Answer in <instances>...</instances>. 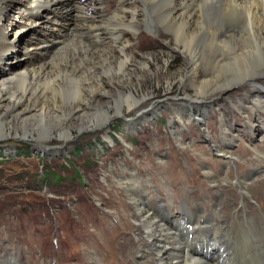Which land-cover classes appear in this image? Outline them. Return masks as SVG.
Masks as SVG:
<instances>
[{"label": "bare ground", "instance_id": "bare-ground-1", "mask_svg": "<svg viewBox=\"0 0 264 264\" xmlns=\"http://www.w3.org/2000/svg\"><path fill=\"white\" fill-rule=\"evenodd\" d=\"M68 2H74L77 8L82 6L84 13L88 7L95 11L91 17L84 16L85 21H78L81 24L78 28L86 32L82 34L76 31L74 34L72 31L67 42L50 40V44L49 40H38V37L31 40L38 33L37 28L39 31L47 28L38 19V14L43 11L47 16L55 14L61 17V4H65L66 9L69 7ZM137 2H141L143 7L138 6ZM103 3L105 8H101ZM109 3L112 5V15L104 18L103 10ZM114 4L113 8L112 0H0V71L3 75H0V140L8 137L11 129L17 137H20L18 131H23L24 138L28 137V133L32 134V130L39 132L36 126L44 118L48 119L49 132L62 134V142H68L73 137L71 131L74 127H78L79 132L91 127L94 130L122 117L127 118L126 128L131 129L135 124L154 116L157 110L152 103V96L147 94L140 98L138 95L144 81L152 78L159 80L158 73L165 68L160 65L155 72L150 71L149 65L155 62V54L143 53L135 57L132 51L134 31L149 27L144 9L158 16L160 24L150 26L154 34L160 38L163 36L160 53L168 50L182 57V68L176 76L164 78V83L166 88H170L177 81L176 84L183 85L182 88L188 86L192 89L194 94L191 96L185 94V89L182 92L185 98L202 104V107L196 108L202 110L197 118L194 115L189 117L190 104H184L188 110L187 118H193L197 128L202 125L199 124L201 121L204 126L205 103L247 82L244 94L235 101L234 106L239 111L244 106L262 108L264 111V99L255 97L262 91L257 80L264 78V0H116ZM58 7L61 9L57 10ZM67 16L62 24L63 33L71 31ZM87 20H96L97 25H89ZM5 21L8 26L18 25L19 30L12 32L11 36L7 35L2 29ZM50 22L57 25L53 19ZM91 29L101 30L89 38L85 35ZM28 31L33 32L31 38L20 48L15 39L19 33L26 34ZM53 31L57 32L50 30L49 33ZM120 33L125 35L123 40ZM38 44H43L42 51L48 57L44 63L38 57L35 60V53L28 50L44 56L37 50ZM62 44L65 46L50 53L52 45ZM18 54L20 59L26 61V66L23 70L14 71L10 64L11 58L15 56L13 60H18ZM39 85H52L51 91L48 93L43 88H34ZM72 85H76L78 96L71 102L63 103L56 95ZM105 86L116 91L115 97L109 100L117 105L113 115L103 106L97 105L101 96L111 99L104 91ZM261 93L264 95V92ZM147 107L149 110L144 113ZM261 126L264 127V122ZM40 135L35 138L34 144L41 148L48 141V135ZM129 177L123 183L130 192L133 213L139 216L136 221L142 234L161 238L155 220L144 209V198L134 193V189L140 188V185L135 182L133 175ZM138 238L136 236L134 240ZM160 262L166 264L165 257ZM189 264L202 263L192 259Z\"/></svg>", "mask_w": 264, "mask_h": 264}, {"label": "rangeland", "instance_id": "rangeland-1", "mask_svg": "<svg viewBox=\"0 0 264 264\" xmlns=\"http://www.w3.org/2000/svg\"><path fill=\"white\" fill-rule=\"evenodd\" d=\"M115 1L112 0L113 8ZM68 4L69 7L66 9L65 4H61L62 9L58 7L57 10L61 9V17L50 14L49 19L47 13H45V16L43 11L40 13L38 19H40L43 26L52 24L50 22L52 19L57 25H47L50 28L41 29L40 31H44L43 33H40L37 28L36 30L39 32L38 40H49L50 44H52V41L50 42L49 38L67 42L72 31L74 34H76V31L82 34L86 32L78 28L81 25L78 24L80 23L78 21L80 19V21H85L84 16L91 17L95 15V12L90 9L91 7H88L87 12L84 13V10L81 9L82 6L77 8L74 2H68ZM137 4L143 7L141 2H137ZM52 6L53 3L50 4V7ZM106 7L103 10L104 15L103 13L102 15L108 18L112 15L111 3L107 4ZM101 8H105V3L101 5ZM144 11L149 20L147 23L149 30L147 27H143L139 29L140 31H134L132 44L135 50L133 48L132 51L135 57H139L143 53L155 54V62H151L149 65L150 71L155 72L157 66L160 65L165 68L164 71L158 73L159 80L154 78L145 80L138 95L140 98L142 95L147 94L152 96V103L155 110H157L154 116L139 122L137 125L135 124L131 129L126 128L125 121L127 118L122 117L116 118L102 128L94 130V127H91L92 129L88 128L79 132V128L74 127L71 131L73 137L68 142H62L60 138L62 134L49 132L46 123L48 119L44 118L36 126L39 132H33L34 130L31 129L32 134L28 133V137L24 138L22 137L23 131H18L20 137H17L11 129L7 134L9 136L0 140V236L7 237L8 240L5 243L11 245L14 249L13 256L11 255L8 260L12 259L17 264H66L68 259L75 256L73 253L85 248L86 240L83 242L84 236L85 238L88 235H91V237L95 235L94 238L105 236L109 238L107 240L104 237L109 242L114 237V231L118 230L116 222L120 223L123 220V231L129 230L133 224H136L137 216L131 212L130 192L123 183L125 178L126 181L128 180L130 170L141 169L145 172H151L154 175L151 182L154 181V177H164L168 192L162 191V193L167 196V194H170L168 180L174 176L173 170L168 167L169 165L180 164L184 166V170L188 173L191 167L187 159L190 158L196 168L211 173L209 166L200 165L198 162L204 158V151L200 150V146L189 144V138L193 137L198 140V145L207 147L208 143L199 138V136L203 137L202 132L205 133L204 130L208 134L207 138L216 142L217 136L222 137V134L229 137L236 136V134L239 136V133L245 127H248L246 122L248 125L254 126L251 136L262 132L264 128L261 126L264 122L262 108L252 109L249 106H246V108L244 106L239 111L234 106L235 101L244 94L243 90L248 82L245 83L246 85L241 84L230 88L218 99L205 103L203 108V114L205 113L204 126L203 121H201L199 124L202 125L197 128L193 118H187L188 110L189 117L194 115L197 118L202 110L196 108L202 107V104L185 98L182 89L183 91L185 89L186 95L191 96L194 93L188 86L182 88L183 85H177V81L170 88H166L164 78L170 75L176 76L177 71L182 68V57L168 50L160 53L163 36L160 38L157 34H154V30L150 26L155 23L160 24L158 16L150 10L144 9ZM82 12L84 15L81 14ZM66 16L70 20L71 31L63 33L62 24ZM74 16L75 18L77 16V20ZM150 18L155 20L153 21ZM86 23L97 25L96 20H87ZM2 29L7 35L11 36L19 30V26H8L7 21H5ZM50 30H57V32L48 33L47 31ZM100 30L91 29L85 36L90 38L94 33H99ZM32 33V31H28L26 34L19 33L15 39L17 46L23 47L24 42L31 38ZM120 36L121 39H124L125 35L122 36V33H120ZM33 38L35 36L31 40ZM63 46L65 45H52L49 48L50 53L53 54L57 48L60 49ZM42 47L43 44H38L37 50L41 51L44 56H38L37 52L29 48L28 50L35 53V60L38 57L41 63H44L48 57L42 51ZM17 57L19 58L15 62H13L15 56L11 58L12 69L14 71L25 69L26 61L22 60L23 58L20 59L19 54ZM27 66H29V62ZM0 75L3 76L1 71ZM257 82L261 85L257 87L262 90L261 92H264V78L257 80ZM51 86L39 85L34 86V88H43L49 93ZM75 88L76 85L64 88L65 90L57 93L56 97L63 103L71 102L78 96ZM104 91L110 95L111 99L101 96L97 105L103 106L113 115L117 110V105L109 100L115 97L116 91L108 86L104 87ZM261 92L255 97L264 99ZM184 104H190L188 110L184 107ZM147 110H149L148 107L143 110L144 113ZM253 116L255 117L253 118ZM259 117H263V122L255 126L254 124L259 123ZM179 127L185 129V131L180 132ZM11 128L19 129V127ZM231 128H233V131H231ZM39 134H42L40 137L48 135V141L41 148L34 144V140ZM260 140L261 137L258 135L256 140L251 143L250 148L259 150L261 148ZM234 141L236 142L229 150L233 163L235 165H238L239 162L249 163V151L236 150L238 138ZM243 144L248 146L246 143ZM32 150L33 152H31ZM182 151L186 152L187 155ZM60 153H63V155L55 156ZM39 154H43V156ZM235 155L242 157L236 158ZM161 156H164V158L162 159ZM206 158L215 160L210 153ZM196 162L199 167L196 166ZM166 167L168 168L166 169ZM48 171L61 177L58 183L50 184L51 178L48 176ZM43 174L44 177H42ZM129 176H132V174H129ZM40 177L46 181L40 179ZM200 181L207 183L205 177H201ZM256 190L262 192L258 187H256ZM210 194V192L203 194L200 198L201 205L206 203L205 199ZM120 214L122 217L124 216L123 219ZM128 219L129 221H127ZM101 232L105 234L102 235ZM115 246H117V243H115ZM118 254L120 256V253Z\"/></svg>", "mask_w": 264, "mask_h": 264}, {"label": "trees", "instance_id": "trees-1", "mask_svg": "<svg viewBox=\"0 0 264 264\" xmlns=\"http://www.w3.org/2000/svg\"><path fill=\"white\" fill-rule=\"evenodd\" d=\"M50 175V173H48V176ZM45 175L43 174V177H44ZM50 178H51V182L52 183H58L59 182V180L61 179L60 177H57L56 175H54V174H51L50 175Z\"/></svg>", "mask_w": 264, "mask_h": 264}]
</instances>
